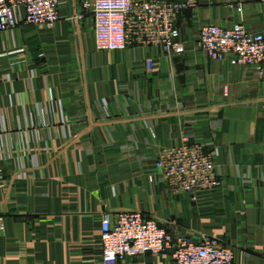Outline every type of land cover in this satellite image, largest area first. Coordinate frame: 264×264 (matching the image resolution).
<instances>
[{
	"label": "crops",
	"instance_id": "1",
	"mask_svg": "<svg viewBox=\"0 0 264 264\" xmlns=\"http://www.w3.org/2000/svg\"><path fill=\"white\" fill-rule=\"evenodd\" d=\"M85 1L60 0L52 26L0 32V264H102V217L124 212L264 264V73L197 49L206 24L264 35V0H198L177 20L180 56L98 51ZM185 138L217 152L223 181L196 201L156 165Z\"/></svg>",
	"mask_w": 264,
	"mask_h": 264
},
{
	"label": "built area",
	"instance_id": "2",
	"mask_svg": "<svg viewBox=\"0 0 264 264\" xmlns=\"http://www.w3.org/2000/svg\"><path fill=\"white\" fill-rule=\"evenodd\" d=\"M59 5L60 0H0V32L21 24L52 26L60 20ZM197 5L198 0H87L83 4L93 11L98 51L155 47L176 56L186 51L185 43L179 40L177 20L182 12ZM197 49L212 60H227L264 73V35L251 33L242 24L203 25ZM154 68L155 61L149 60L148 72ZM216 154L185 138L180 146L163 151L156 165L171 193L187 194L196 201L199 193L213 192L223 185ZM101 245L102 264H118L147 254H170L175 264H236L234 249L224 241L173 236L161 222L137 212L120 213L115 218L105 214Z\"/></svg>",
	"mask_w": 264,
	"mask_h": 264
}]
</instances>
